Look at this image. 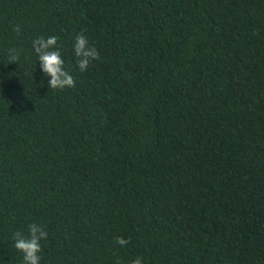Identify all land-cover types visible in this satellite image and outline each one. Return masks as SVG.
<instances>
[{
  "label": "trees",
  "instance_id": "obj_1",
  "mask_svg": "<svg viewBox=\"0 0 264 264\" xmlns=\"http://www.w3.org/2000/svg\"><path fill=\"white\" fill-rule=\"evenodd\" d=\"M33 222L41 264H264V0H0V264Z\"/></svg>",
  "mask_w": 264,
  "mask_h": 264
},
{
  "label": "clouds",
  "instance_id": "obj_2",
  "mask_svg": "<svg viewBox=\"0 0 264 264\" xmlns=\"http://www.w3.org/2000/svg\"><path fill=\"white\" fill-rule=\"evenodd\" d=\"M14 31L19 32L20 29L17 27ZM58 40L59 37L56 35L38 36L32 40V48L37 54L43 74L50 77L47 81L49 88L62 90L75 87L76 81L65 66L60 47L57 46ZM72 50L81 72L86 71L92 61L100 59L99 51L89 42L83 30L75 36ZM19 52L20 50L16 48L10 49L9 62H17ZM48 235L46 226L36 222L28 225L27 234L22 231L13 234L14 247L23 254V264H41L40 254L43 251L41 241L47 240ZM115 240L122 247L130 243V239L123 236H117ZM130 264H144V258L137 256Z\"/></svg>",
  "mask_w": 264,
  "mask_h": 264
}]
</instances>
